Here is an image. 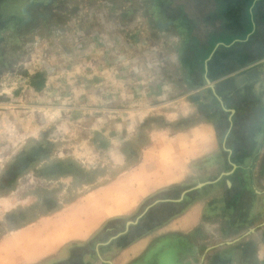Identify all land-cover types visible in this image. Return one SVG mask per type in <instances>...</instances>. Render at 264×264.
<instances>
[{
    "label": "rangeland",
    "instance_id": "1",
    "mask_svg": "<svg viewBox=\"0 0 264 264\" xmlns=\"http://www.w3.org/2000/svg\"><path fill=\"white\" fill-rule=\"evenodd\" d=\"M185 1L0 0V23L5 25L0 28V246L9 244L11 239L4 240L8 235L14 240L23 231L34 236L38 225L28 231L25 227L46 216L73 218L77 200L117 179H122V186L112 189L108 206L128 200L130 192L142 194L144 183L129 174L120 176L152 144V132L163 127L184 129L206 117L196 113L190 99L182 98L185 87L173 65L179 40L191 37L179 20L180 2ZM35 3L46 12L33 13L30 6ZM116 90L121 91L117 96ZM156 91L161 94L154 95ZM164 111L174 112L176 119L171 121ZM214 117L218 145L204 159L190 162L193 173L179 188L210 183L190 191L182 203H157L147 211L152 220L164 223L200 196L214 194L217 201L224 195L225 180H213L229 168L221 145L225 118ZM168 188L149 193L135 206L112 210L121 211L112 217L120 219L96 237L109 218L88 240L96 237L91 246L95 254L79 258L88 241L70 243L62 247L60 257L37 264H108L107 254L120 247V237L99 246L107 262L99 257L97 244L123 231L122 225L154 200L179 194V188ZM11 254L0 249L1 258ZM75 255L79 259L66 262Z\"/></svg>",
    "mask_w": 264,
    "mask_h": 264
},
{
    "label": "crops",
    "instance_id": "2",
    "mask_svg": "<svg viewBox=\"0 0 264 264\" xmlns=\"http://www.w3.org/2000/svg\"><path fill=\"white\" fill-rule=\"evenodd\" d=\"M263 1L180 2L179 20L188 26L186 32L191 37L179 40L173 65L177 79L185 87L182 98L190 99L196 113L206 117L184 129L172 131L171 127H163L152 132V144L143 150L138 163L120 176L129 174L144 183L142 194L130 192L126 196L128 200H115L108 206L112 189L117 191L122 179L100 186L76 201L70 234L66 230L71 221L68 215L46 216L25 227L28 231L38 225V229L32 230L34 236L22 230L15 240L9 235L4 238L11 241L0 247L13 253V257L2 255L0 263L37 264L58 258L62 247L88 241L106 220L121 215V211L112 210L135 206L163 187H181L191 177L189 172L193 173L189 168L192 161L204 159L218 145L214 116L223 115L225 132L221 145L231 149L232 154L229 156L223 147L229 168L221 171L213 182L225 180L224 195L217 201L212 198L214 194L196 198L184 211L126 246L111 250L106 259L110 260L108 264H264ZM190 10L196 12L191 14ZM252 19L257 20L254 25ZM162 32L166 33L164 29ZM162 45L167 46L165 42ZM104 63L106 68V60ZM117 92L121 93L116 90V96ZM160 94V91L154 93ZM131 96L135 97L133 90ZM172 102L176 101H166L158 108L164 109ZM164 114L171 121L177 117L172 111ZM230 161L236 164L235 168ZM185 189L179 188V194L173 198H162L173 200L163 203L182 202L174 199L180 198ZM98 196L94 202L92 198ZM52 233L55 237H51ZM18 245L22 247L19 249Z\"/></svg>",
    "mask_w": 264,
    "mask_h": 264
},
{
    "label": "trees",
    "instance_id": "3",
    "mask_svg": "<svg viewBox=\"0 0 264 264\" xmlns=\"http://www.w3.org/2000/svg\"><path fill=\"white\" fill-rule=\"evenodd\" d=\"M5 25L4 24H1L0 23V28H2V27H4ZM43 85V80L38 84V88H40L41 86ZM157 206V205H156ZM156 206H154V207H152L151 208V211H153L154 210V208L156 207ZM181 211V210H180ZM179 211V212H180ZM179 212H177V213H179ZM150 215H151V213H147V215H145L144 216V218H142V220L140 221V223L138 224V225H136V226H134V227H132V229L128 232V233H126L125 235H123L122 236V238L120 237V239H119V241L120 242H118L119 243V245L118 246H125V245H127V244H129V243H131L132 241H134L135 239H137L139 236H141V235H143L144 233H146L148 230H150V229H152V228H154L155 226H157V225H159L160 223H162V222H158V221H156V220H152L151 219V217H150ZM115 219H120V217L119 218H111L110 220H108L107 222H106V225H105V227H103L98 233H97V236L96 237H98V236H102V235H104V233L106 232V230H107V227H109V225L111 224V222L112 221H115ZM148 223V224H147ZM123 227H124V225H122ZM141 230V231H140ZM95 237V238H96ZM95 238H93L91 241H88V242H86L84 245H86V246H89L87 249L86 248H82L83 250H87L86 252H82L81 253V255L79 256V258L82 256H85V254L87 255V254H95V251L93 250V249H91V246H92V242H93V240H95ZM121 240H124L123 242H121ZM84 245L82 246V247H84ZM75 257V258H74ZM74 257H72V256H70L69 258H68V260L66 261V262H70V261H72V260H76V259H79L78 258V256L77 255H75ZM77 257V258H76ZM63 262H65V261H63Z\"/></svg>",
    "mask_w": 264,
    "mask_h": 264
},
{
    "label": "water",
    "instance_id": "4",
    "mask_svg": "<svg viewBox=\"0 0 264 264\" xmlns=\"http://www.w3.org/2000/svg\"><path fill=\"white\" fill-rule=\"evenodd\" d=\"M223 106H224V103H223ZM224 107H225V106H224ZM223 147H224L225 150H227V151L229 152V156H231V154H232L231 149H228V148L225 147V146H223ZM230 162L232 163L233 167L235 168V167H236V164H235L234 162H232V161H230ZM224 173H225V172H224ZM209 183H210V181L200 182V183H198L196 186L184 190V191L182 192L181 197L178 198V199H174V200H175V201H180V200H182V199L184 198V196H185L188 192H190V191H192V190H194V189H200V188H202L203 186H205L206 184H209ZM165 201H173V200H171V199H157V200H155L152 204L148 205V206L146 207V209H145V210H144L139 216H137L134 220H129V221H127V222H126V225H125V229H124L123 231H120V232H118L117 234L112 235V236H111L106 242H103V243H99V244H97V246H96V250H97V253H98L99 257H100L101 259H103V258L101 257V255H100V251H99V246H100V245H108V244H110L112 241H114L115 239L121 237L123 234H125L126 232H128V230L130 229V227H131L132 225H136V224H138V223H139V220H140V219H141V218L147 213V211H148L152 206H154V205L157 204V203L165 202ZM103 260H104V259H103ZM104 261H106V260H104ZM108 262L110 263V261H108Z\"/></svg>",
    "mask_w": 264,
    "mask_h": 264
},
{
    "label": "flooded vegetation",
    "instance_id": "5",
    "mask_svg": "<svg viewBox=\"0 0 264 264\" xmlns=\"http://www.w3.org/2000/svg\"><path fill=\"white\" fill-rule=\"evenodd\" d=\"M30 9L33 11V13H36V14H38V12H41V11L44 12V13L46 12V10H44V9H46V8H42L41 4H38V3H35L34 5H31V6H30ZM33 13L31 14V20H32V19L34 20V18H35L34 15H33ZM28 22H29V21H28ZM28 22H27V23H28ZM27 23H26V24H27ZM35 25L38 26V29H40L41 26L38 24V21H37V20H36V24H35ZM185 190H186V189H185ZM188 193H189V192H188ZM188 193H187V194H188ZM187 194H186V195H187ZM184 197H186V196H184ZM183 200H185V199L183 198V199H182V202H184ZM182 202H178V203H182ZM146 215H147V213H146ZM140 221H141V219L139 220V223H140ZM139 223H138V224H139ZM138 224H136V225H138ZM125 225H126V224H125ZM136 225H132V226L130 227V229L128 230V232L132 229V227H134V226H136ZM124 229H125V226H124ZM124 229H123V230H124ZM128 232H126V233H128ZM126 233H125V234H126ZM125 234H123V235H125Z\"/></svg>",
    "mask_w": 264,
    "mask_h": 264
}]
</instances>
